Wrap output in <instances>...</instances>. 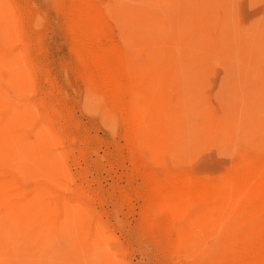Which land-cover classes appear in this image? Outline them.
I'll list each match as a JSON object with an SVG mask.
<instances>
[{
	"label": "rangeland",
	"instance_id": "rangeland-1",
	"mask_svg": "<svg viewBox=\"0 0 264 264\" xmlns=\"http://www.w3.org/2000/svg\"><path fill=\"white\" fill-rule=\"evenodd\" d=\"M0 51V264H264V0H0Z\"/></svg>",
	"mask_w": 264,
	"mask_h": 264
},
{
	"label": "bare ground",
	"instance_id": "bare-ground-1",
	"mask_svg": "<svg viewBox=\"0 0 264 264\" xmlns=\"http://www.w3.org/2000/svg\"><path fill=\"white\" fill-rule=\"evenodd\" d=\"M93 24V23H92ZM95 26V25H94ZM91 28V27H90ZM97 28V27H96ZM96 28H93L92 27V29H93V31H95L96 30ZM90 31H91V29H90ZM93 33V32H92ZM96 34V33H95ZM90 35V34H89ZM93 35H94V33H93ZM91 37H92V35H90ZM89 36V37H90ZM88 37V38H89ZM94 37H96L95 35H94ZM98 38V37H97ZM96 38V39H97ZM94 40V39H93ZM96 41V40H95ZM2 44V43H1ZM93 44V43H92ZM99 45H96V47H98ZM4 50H5V48H3ZM7 49H8V47H7ZM96 49V48H95ZM0 52H3V51H0ZM8 52V51H7ZM91 54H92V56L91 57H93V60H94V62L96 63V65H97V67H99L100 69L99 70H101V75H102V80H104V82L106 83V85H107V88L106 89H108V91L110 92L109 94H110V96L112 97V99H114L116 102H117V104H123V102H124V83H123V81H124V76L120 73V72H118V70L116 71L114 68H112V66L110 65V64H108V63H106V62H108V61H105L104 59L105 58H107V57H105V58H103L102 57V55L97 51V50H92L91 52H90ZM1 55H4V54H1ZM5 56V55H4ZM13 57V56H12ZM4 58H8V57H4ZM11 59V58H10ZM13 60V59H12ZM110 63V62H109ZM95 65V66H96ZM97 69V68H96ZM96 75H100V72H99V74H96ZM95 77V76H94ZM100 77V76H99ZM127 80V79H126ZM131 80V79H130ZM101 81V80H100ZM132 81V80H131ZM131 81H128V82H131ZM126 83H127V81H126ZM132 83V82H131ZM99 84H101V82L99 83ZM132 85V84H131ZM133 86V85H132ZM127 87V86H126ZM125 87V88H126ZM129 87H131L130 86V84H129V86L127 87V88H129ZM126 88V90L125 91H129V89H127ZM133 88H134V86H133ZM133 93V92H132ZM131 93V94H132ZM126 94H128V93H126ZM126 97V96H125ZM127 104V103H126ZM129 104V103H128ZM119 106V105H118ZM125 107H127L128 105H124ZM126 109V108H125ZM124 109V110H125ZM132 125H134V124H132ZM261 157V156H260ZM259 157V158H260ZM263 157V156H262ZM253 158V157H252ZM257 158H258V156H257ZM264 158V157H263ZM257 160V159H256ZM244 160H242V162H243ZM245 161H247V160H245ZM249 161H251V160H249ZM247 163V162H246ZM260 165V164H259ZM246 167V166H245ZM249 167V166H248ZM242 168V167H241ZM255 170V169H254ZM245 171V170H244ZM262 172V171H261ZM194 173V172H193ZM196 173V172H195ZM181 174V173H180ZM241 174V173H240ZM183 175V174H182ZM185 175V174H184ZM183 175V176H184ZM187 175V174H186ZM254 175V174H253ZM173 176V175H172ZM175 176V175H174ZM178 176V175H177ZM177 176H175V177H177ZM181 176V175H180ZM182 176V177H183ZM198 175H196V177H197ZM205 176V175H204ZM259 176V175H258ZM187 177H189L188 175H187ZM207 177V176H206ZM197 178H199V177H197ZM201 178V177H200ZM258 178V177H257ZM262 178V177H261ZM191 179V178H190ZM253 179V178H252ZM252 179H250V180H252ZM159 180H161V179H159ZM163 180V179H162ZM165 180V179H164ZM164 180H163V183H164ZM169 180V179H168ZM175 180V179H174ZM177 180H179V178L177 179ZM189 180V179H188ZM199 180V179H198ZM203 179L201 178V180L200 181H202ZM221 180V179H220ZM249 180V179H248ZM171 181H173V180H171ZM182 181H184V180H182ZM181 180L179 181V182H182ZM193 181V180H192ZM204 181V180H203ZM205 181H206V178H205ZM212 181L214 182L215 181V179L213 180L212 179ZM222 181V180H221ZM234 181V180H233ZM254 181H255V179H254ZM199 182V181H198ZM216 182V181H215ZM235 182V181H234ZM243 182V181H242ZM246 182V181H245ZM244 182V183H245ZM248 182H250V181H248ZM172 183V182H171ZM175 183V182H174ZM177 183V182H176ZM205 183H207V182H205ZM217 183V182H216ZM222 183V182H221ZM232 183V182H231ZM155 184V183H154ZM220 184V183H219ZM157 185V184H156ZM194 185V187H196V189L195 190H197L198 188H197V185L196 184H193ZM205 185V184H204ZM213 185V184H212ZM217 185V184H216ZM262 185H263V183H262ZM159 186V185H158ZM188 186V185H187ZM214 186V185H213ZM222 186V185H221ZM248 186V185H247ZM173 187H176V184L173 186ZM215 187V186H214ZM218 187V186H217ZM225 187V186H224ZM243 187H244V185H243ZM167 188H169V186L167 187ZM181 188H183L182 186H181ZM208 188V187H207ZM264 188V187H263ZM172 189H174V188H171V190ZM176 189V188H175ZM178 189V188H177ZM185 189V188H184ZM187 189V188H186ZM191 189V188H190ZM203 189V188H202ZM219 189V188H218ZM217 189V190H218ZM260 189H261V186H260ZM259 189V190H260ZM170 190V189H169ZM170 190V191H171ZM179 190V189H178ZM209 190V189H208ZM212 190V189H211ZM249 190V189H248ZM263 190V189H262ZM180 191H181V189H180ZM185 192H187L186 190H184ZM210 191V190H209ZM227 190L225 189V192H226ZM178 192V191H177ZM182 192V191H181ZM197 192V191H196ZM195 192V193H196ZM217 192H219V191H217ZM165 193V192H164ZM163 193V194H164ZM175 193V192H174ZM189 193L190 192H188V195H189ZM192 193V192H191ZM190 193V194H191ZM199 193V192H198ZM197 193V194H198ZM206 193H207V190H206ZM224 193V192H223ZM171 194V193H170ZM182 194V193H181ZM187 194V193H186ZM194 194V193H193ZM227 195H228V193H226ZM155 195V194H154ZM165 195V194H164ZM168 195V194H167ZM185 194L183 193V196L182 197H187V196H184ZM196 195V194H195ZM204 195V194H203ZM219 195V194H218ZM222 195H224V194H222ZM230 195V194H229ZM250 195V194H249ZM254 195H257V194H254ZM253 195V196H254ZM159 196V195H158ZM161 196V195H160ZM190 196V195H189ZM193 197H194V195H192ZM206 196V195H205ZM264 196V195H263ZM155 197H157V195L155 196ZM162 197V196H161ZM181 197V198H182ZM216 197V196H215ZM223 197V196H222ZM190 198H192V197H190ZM196 198V197H195ZM198 198V197H197ZM212 198V197H211ZM261 198H262V196H261ZM261 198H259V199H261ZM157 199H159V198H157ZM178 199V197L176 198V200ZM180 199V198H179ZM186 199V198H185ZM255 199V198H254ZM253 199V200H254ZM25 200V199H24ZM172 200V199H171ZM183 200V199H182ZM197 200V199H196ZM204 200V199H203ZM252 200V201H253ZM34 201V200H33ZM178 201V200H177ZM176 201V202H177ZM205 201V200H204ZM215 201H216V199H215ZM217 201H218V199H217ZM249 201V200H248ZM258 201V200H257ZM254 202V201H253ZM256 202V201H255ZM34 204V206H32V208H34V209H32V210H35V208L37 207L36 206V204H35V202H33ZM160 203V202H159ZM251 203V202H250ZM222 204V203H221ZM38 205V204H37ZM203 205V204H202ZM207 205V204H206ZM223 205V204H222ZM253 205V204H252ZM254 205H255V203H254ZM30 206V205H29ZM36 206V207H35ZM248 206V205H247ZM259 206H260V204H259ZM16 207V206H15ZM210 207H212V206H209V208ZM218 207V206H217ZM14 208V207H13ZM258 208H260V207H258ZM16 209V208H15ZM30 209V208H29ZM28 209V210H29ZM248 211V210H247ZM29 212H31L30 210H29ZM34 212V211H33ZM246 213H248V212H246ZM253 213V212H252ZM27 214V213H26ZM258 214V213H257ZM262 214H263V211H262ZM261 214V215H262ZM246 215V214H245ZM243 216V215H242ZM258 216H259V214H258ZM263 216H264V214H263ZM262 216V217H263ZM153 217V216H152ZM249 217H250V215H249ZM254 217V216H253ZM252 217V218H253ZM256 217H257V215H256ZM148 218V219H147ZM242 218V217H241ZM243 218H245V216L243 217ZM259 218V217H258ZM264 218V217H263ZM146 219L147 220H149V215H148V217H146ZM257 218H255V220H256ZM156 220V219H155ZM254 220V221H255ZM161 221V220H160ZM159 221V222H160ZM170 221V220H169ZM168 221V222H169ZM175 221V220H174ZM245 221V220H244ZM249 222H253V221H250V220H248ZM150 222V221H149ZM246 222V221H245ZM148 223V222H147ZM154 223V222H153ZM160 223H162V222H160ZM170 223V222H169ZM172 223H174V222H172ZM2 225V224H1ZM243 225V224H242ZM248 225H250V224H248ZM252 225V224H251ZM250 225V226H251ZM258 225V224H257ZM262 225V224H261ZM249 226V227H250ZM259 226V225H258ZM263 226V225H262ZM254 228H255V226H253ZM5 228V227H4ZM252 229V228H251ZM8 230V229H7ZM249 230V229H248ZM253 230V229H252ZM255 234H257V233H255ZM251 235V234H250ZM261 234H259V237L262 239L263 237L262 236H260ZM255 236V235H254ZM249 238H251L250 236H249ZM14 239V238H13ZM250 240H252V239H250ZM256 240V239H255ZM263 240H264V238H263ZM254 241V240H253ZM260 241V240H259ZM259 241H257V242H259ZM256 242V243H257ZM260 242H262V240L260 241ZM251 243H253V242H251ZM263 243V242H262ZM264 244V243H263ZM257 245V244H256ZM261 245V244H260ZM259 245V246H260ZM43 246V245H42ZM248 246L250 247L251 245H249L248 244ZM258 246V245H257ZM248 247V248H249ZM262 247V246H261ZM245 248V247H244ZM243 248V249H244ZM42 249V248H41ZM250 249V248H249ZM255 249V248H254ZM257 249V248H256ZM246 250H247V248H246ZM245 250V251H246ZM262 250H264V249H262ZM243 251V250H242ZM244 252V251H243ZM251 252H252V250H251ZM257 252V251H256ZM246 253V252H245ZM250 253V252H249ZM241 254H242V252H241ZM258 254H260V253H258L257 252V255ZM247 255H248V253H247ZM257 255H255V256H257ZM254 256V257H255ZM11 257V256H10ZM244 257V256H243ZM258 257H260L259 255H258ZM257 257V258H258ZM256 258V259H257ZM262 258H264V256H262ZM252 260V259H251ZM255 260V259H254ZM256 264H257V262H256Z\"/></svg>",
	"mask_w": 264,
	"mask_h": 264
}]
</instances>
